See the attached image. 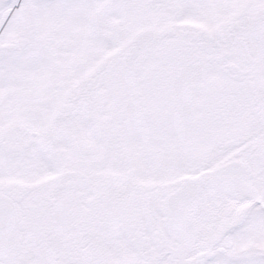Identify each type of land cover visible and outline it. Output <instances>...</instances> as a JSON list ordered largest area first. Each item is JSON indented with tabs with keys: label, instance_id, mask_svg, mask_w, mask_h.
<instances>
[{
	"label": "snow or ice",
	"instance_id": "snow-or-ice-1",
	"mask_svg": "<svg viewBox=\"0 0 264 264\" xmlns=\"http://www.w3.org/2000/svg\"><path fill=\"white\" fill-rule=\"evenodd\" d=\"M0 264H264V0H0Z\"/></svg>",
	"mask_w": 264,
	"mask_h": 264
}]
</instances>
